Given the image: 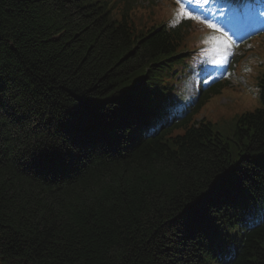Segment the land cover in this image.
<instances>
[{"label": "trees", "instance_id": "16d2710c", "mask_svg": "<svg viewBox=\"0 0 264 264\" xmlns=\"http://www.w3.org/2000/svg\"><path fill=\"white\" fill-rule=\"evenodd\" d=\"M152 19L107 0H0V264H223L224 231L263 187L264 107L142 142L163 65L133 83L185 44ZM61 155L81 171L45 174ZM235 234L229 264H264V225Z\"/></svg>", "mask_w": 264, "mask_h": 264}, {"label": "rangeland", "instance_id": "374dc122", "mask_svg": "<svg viewBox=\"0 0 264 264\" xmlns=\"http://www.w3.org/2000/svg\"><path fill=\"white\" fill-rule=\"evenodd\" d=\"M121 2L126 1H132V0H120ZM148 0H137V2L134 5H131L130 7L134 9L137 13H144L147 12L151 5L147 3ZM159 7V6H157ZM204 51H208V53L217 52V47L211 42L207 47L204 48ZM192 58H198L199 54H195L191 56ZM178 61H174L173 63H176ZM173 63H170V66L167 67L170 71L174 70ZM192 65H195L193 63ZM246 65H251V68H248L242 72V74L246 75L248 84H252L254 82L253 75L257 71V66L254 63V57H251L248 61H246ZM191 66L186 67V71H189ZM190 76L187 78L186 82L189 80ZM231 79L226 76L224 78L225 83L219 84L218 86H209L206 88H202V86L199 88L202 90V96L198 99V101L194 104L192 115L194 117H201L205 116L208 120H216L219 117V114L224 112L226 108V101L232 102L235 98L239 97L242 93L241 88H238L236 86H232L227 81H230ZM186 82L184 80L181 81L182 84ZM241 83L244 84L245 80L243 77L237 76L234 79L235 83ZM221 88V90H220ZM135 90V89H134ZM133 90V91H134ZM245 93L242 94V99L236 100V103L239 105H245L248 107L249 110H253L255 108L254 99L256 98V88H253L252 90L247 89ZM189 97L191 95H188ZM191 101V97L188 99L187 103ZM216 129L222 131V127L220 125H216ZM223 132V131H222ZM114 168V167H113ZM87 181L94 182L93 176L90 174L89 178H86L84 180V183ZM89 183V182H88Z\"/></svg>", "mask_w": 264, "mask_h": 264}, {"label": "snow or ice", "instance_id": "6c2138e0", "mask_svg": "<svg viewBox=\"0 0 264 264\" xmlns=\"http://www.w3.org/2000/svg\"><path fill=\"white\" fill-rule=\"evenodd\" d=\"M177 2L180 3V0H177ZM189 2H191V0H189ZM178 15H183V16L189 17V18L194 19V20H199L198 17H196V16L192 15L191 13L187 12L186 10H184V8H183V4H181V11L178 13ZM199 22H200V23H206V22L203 21V20H199ZM206 26H207L208 28L213 29L214 31H217V32L220 31V29L217 28L214 24L207 23ZM205 42L207 43L208 41L206 40ZM221 43H223V42H221Z\"/></svg>", "mask_w": 264, "mask_h": 264}, {"label": "bare ground", "instance_id": "6f19581e", "mask_svg": "<svg viewBox=\"0 0 264 264\" xmlns=\"http://www.w3.org/2000/svg\"><path fill=\"white\" fill-rule=\"evenodd\" d=\"M238 17V16H237ZM145 139H142V142H144ZM116 144H114L115 146ZM55 164L54 163H50L48 165H46V163L44 162V165H43V168H44V171H45V174H47L49 177L52 178V176L57 177L56 173H54L53 171V168H54ZM77 167V166H76ZM47 168V169H46ZM76 169L73 168L72 171L74 172Z\"/></svg>", "mask_w": 264, "mask_h": 264}]
</instances>
